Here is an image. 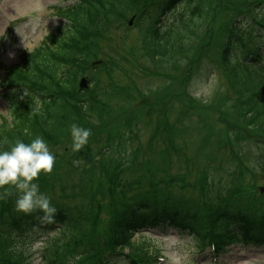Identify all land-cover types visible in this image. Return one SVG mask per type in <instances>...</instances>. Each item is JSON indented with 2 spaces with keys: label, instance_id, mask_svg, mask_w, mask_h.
<instances>
[{
  "label": "trees",
  "instance_id": "trees-1",
  "mask_svg": "<svg viewBox=\"0 0 264 264\" xmlns=\"http://www.w3.org/2000/svg\"><path fill=\"white\" fill-rule=\"evenodd\" d=\"M70 1L72 4L64 7L55 6L54 9L55 14L65 21L64 28L47 35L41 45L24 53L20 61L6 71L5 83L2 84L11 83L20 86L21 90L12 91L6 96L11 118L14 115L15 117L13 122L4 117L0 120V147L3 150H7L17 139L28 142L37 135L47 142L48 147L64 145L61 134L57 133L60 123L75 115L89 116V113L93 112L92 106L97 103L94 94L99 92L95 93L93 91L95 88L91 84L94 82L96 89L99 87L96 73L102 71L103 64L110 63V60L108 62L99 58L97 50L103 41L111 39L113 33L111 25L118 24L114 22L120 20V15L129 10L130 4L135 5V2L138 4L140 1L138 5L141 9L136 6L138 14L135 16L133 14L130 18L135 22L136 19L141 21L139 31L144 36L143 47L156 64L172 58L177 52L191 50L198 40L200 31L207 26L211 10L215 12L218 5L217 0ZM228 2L226 6L234 15L233 28L228 32L227 47L223 51L219 65L240 102L238 103L240 109L245 112L243 121L249 123L263 137L248 140L256 141L255 155H260L258 162L264 172V151L261 150L264 148V0ZM236 2L241 4L237 8ZM149 3L152 4L151 7ZM178 10L180 12L175 13ZM130 18L118 25H128ZM81 20H84L83 23L79 22ZM180 27L186 29L189 36H180ZM173 30L174 34L170 33ZM241 32L252 33L254 38L251 45L246 43V50L241 48L243 46L240 42ZM125 33L127 35L128 31ZM186 39H190L191 43L180 45ZM238 43L240 45H237ZM97 59L102 60V63L94 68L93 62ZM89 68L92 72L88 71ZM157 74L165 78L161 80L168 79L167 72L160 70ZM88 75L89 86L81 89L80 81ZM178 82L179 79L176 82L173 80L176 85ZM162 86L163 90L151 92L150 97L155 93L157 95L152 100L147 99L146 105H150L151 108L157 107L158 110L159 105L168 102L170 98L166 91L171 86L169 80ZM175 102H178L177 105L180 104L179 97ZM175 117L176 121L177 118L179 121V111ZM14 121L17 123L14 124ZM223 123L226 122L221 118L217 121L219 125ZM176 127L179 131L177 123ZM228 129L234 133V137L227 136L221 141L223 143H220L223 149L232 148L233 151H229V159H232L239 153L234 151L233 140L242 142L245 134L240 130L233 131L230 126ZM210 132L216 133V130L213 128ZM22 135H26V138ZM122 135L123 133H120L115 139L108 136L101 144L107 150L115 141L120 144ZM174 135L171 133V136ZM90 138L89 136L88 139ZM66 142L72 143L71 138L66 137L65 144ZM106 150L98 151L97 161L93 156L91 161L88 160L87 154L90 152L87 149L85 152L79 150L72 154L73 157L78 153L82 154L86 163L92 166V169L95 167L97 170L100 169L101 175L105 177L107 190L104 193L97 188L94 196L98 194L103 196L100 199H93V204L88 202L86 198L88 195L84 197L85 193L91 190H85V187L81 186L82 183L78 184L79 180L73 178L67 179L70 183L65 184L72 183L73 189L79 188L80 196L66 194V198L80 197V205L70 210L63 203L49 200L56 208L51 220L38 208L30 213L19 211L15 206L17 195L7 191L4 196L2 190L5 187L1 190L0 264H33L37 257L42 259L44 264H151L149 260L159 255V250L147 241L149 239L133 240V234L139 231L140 226L150 228L160 224L161 213L166 210V214L169 211L176 212L175 215L171 214L172 227L189 230L195 251L202 252L208 246H214L215 252L221 253L236 242L264 243V195L260 194V198L247 196L252 184L246 181H254L257 171L250 174V179L247 178L248 175L241 178L243 182L240 181L237 186L239 190H233L236 186L234 185L233 188L213 192L212 185H206L204 189L206 193L202 198L189 195L191 189L195 188L199 176V173L189 171L169 180L162 176L159 182L151 181L148 187L144 186V181H130L128 188L117 196V188L127 187L120 184L125 164L119 166L120 158L114 162V169L105 167L102 158ZM60 156L58 151L56 158ZM74 159H77L76 156ZM58 164L60 165H53L50 173L40 174L36 182L44 186L43 182L52 177L57 168L70 170L68 167H62L65 163ZM67 164L73 172L78 171L73 169L70 163ZM106 164L112 163L108 161ZM90 172L82 171V174ZM166 175H170L169 172ZM90 184L94 185L92 182ZM210 194L214 195V199L209 198ZM242 195L245 196L241 197ZM117 203L122 207L116 208ZM50 232L53 233L49 235ZM41 234L48 235L44 239V245L36 251L33 245Z\"/></svg>",
  "mask_w": 264,
  "mask_h": 264
},
{
  "label": "rangeland",
  "instance_id": "rangeland-1",
  "mask_svg": "<svg viewBox=\"0 0 264 264\" xmlns=\"http://www.w3.org/2000/svg\"><path fill=\"white\" fill-rule=\"evenodd\" d=\"M217 1L215 12L211 10L207 26L205 25L200 31L198 40L191 50L184 53L177 52L172 58L160 61L158 64L150 59L145 51L146 48L143 47L145 41L143 42L144 36L139 31L141 26L139 19H136L137 22L130 30H126L127 25H118L126 22L131 15L138 14L136 6L139 8L140 1L137 2L138 4L135 2V5L130 4L129 10L120 15V20L114 22L118 24L111 25L113 28V33L110 32L111 39L103 41L99 46L100 49L97 50V56L108 62L110 60V63L103 64L102 71L96 73L99 87L97 86L96 89L94 82L91 84L95 88L93 91L99 92L94 94L97 103L92 106L93 112L89 113V116L75 115L71 119L62 121L57 133L61 134L64 145L49 146L55 156L54 164L65 163L62 167L70 169L57 168L55 174L43 182L44 186L37 182L40 191L42 190L49 200L63 203L70 210L80 205V197L66 198V194L80 196L79 188L73 189L72 183L65 184L70 183L67 181L69 178L79 180L78 184L82 183L81 186L85 187V190H91L84 195V197L88 195L86 198L90 204H93V199H100L103 196L101 194L94 196L97 188L105 193L108 187L100 169L97 170L96 167L92 169L82 154H76L77 159H74L72 143L65 144V138H71L70 126L73 123L90 129L91 138L80 150L85 152L87 149L96 161L98 151L106 150L101 143L105 142L108 136L115 139L123 133L120 144L115 141L102 158L103 164L110 170L114 169V162L120 158L119 166L125 164L121 173L123 180L120 184L127 187L117 188V196L128 188L129 183L136 180L144 181V186L148 187L151 181L159 182L162 176L169 180L189 171L199 173L195 188L191 189L189 195L202 198L206 193L204 191L206 185H212L213 192L227 190L236 185L233 188L235 190L238 189L240 181L243 182L241 179L243 176L248 175L247 178L250 179V174L257 171L254 181L245 180L248 184H252L247 196L261 197L258 189L264 185V172L258 162L260 155H255L256 141L248 139L262 136L249 123L243 121L245 112L240 109L241 106L238 105L240 102L219 65L223 51L227 47L228 32L233 28L234 15L226 6V2L229 4L228 0ZM70 3V0H0V85H3L2 82L5 83L6 71L17 64L24 53L41 45L47 35L64 28L65 21L55 14L52 7L55 4L66 6ZM151 5L149 3V7ZM239 5L241 4L236 2V8ZM141 6L143 7V4ZM179 12L180 10L175 11V13ZM83 21L79 22L83 23ZM242 26L245 27V24ZM125 31H128L127 35ZM170 33L174 34V30ZM241 35L240 42L243 45L241 48L246 50V43L251 45L254 38L252 33L241 32ZM180 36H189L183 27H180ZM190 43L191 40L186 39L180 45ZM160 70L168 73L167 80H161L165 78L157 74ZM88 71L92 72V69L89 68ZM178 79L179 86L173 83V80L176 82ZM168 80L171 84L166 91L170 98L168 102L159 105L158 110L157 107L151 108L150 105H146L147 99L152 100L157 95L155 93L150 97L151 92L163 90L162 84ZM178 97L179 105L175 102ZM8 107L5 97L0 95V120L4 117L13 122L15 115L11 118ZM121 109L123 110L120 111ZM175 111L180 113L179 121L178 118L176 121ZM220 118L226 123L217 124ZM16 123L17 121H14V124ZM227 124L233 131L240 130L245 134L242 142L233 140L234 151L240 154L237 153L232 159H229V151L232 148L221 147L223 143L221 141L227 136L234 137ZM213 128L216 133L210 132ZM171 133L175 135L171 136ZM22 137L26 138V135ZM251 140L254 143H244V141L252 142ZM261 150L264 151V148ZM58 151L61 154L60 158H56ZM108 161L112 164H106ZM67 163L78 171L73 172ZM87 170L91 172L82 174V171ZM168 172L170 175H166ZM4 187V189L0 188V192L3 189L4 196L7 191H11L12 195H18L14 187ZM214 195L210 194L209 198L214 199ZM121 207L116 204V208ZM186 234H180L178 230L172 229L166 236L150 232L146 236L152 237L154 248H160V255L164 257V260L160 261L161 264H264V245L244 246L241 243L232 245L216 263L209 255L199 259L194 256L196 253L193 251V240ZM45 238L46 235L39 236L33 249L39 250L44 245ZM135 239L140 238L136 235ZM42 263L39 257L33 262V264Z\"/></svg>",
  "mask_w": 264,
  "mask_h": 264
},
{
  "label": "clouds",
  "instance_id": "clouds-1",
  "mask_svg": "<svg viewBox=\"0 0 264 264\" xmlns=\"http://www.w3.org/2000/svg\"><path fill=\"white\" fill-rule=\"evenodd\" d=\"M70 134L72 150L79 151L88 142L91 131L73 123ZM54 162L55 156L47 142L38 135L28 142L17 139L7 150L0 147V188L9 186L17 190L15 206L19 211L30 213L38 208L47 219H52L56 208L50 204L49 197L40 191L36 178L42 173H50Z\"/></svg>",
  "mask_w": 264,
  "mask_h": 264
},
{
  "label": "water",
  "instance_id": "water-1",
  "mask_svg": "<svg viewBox=\"0 0 264 264\" xmlns=\"http://www.w3.org/2000/svg\"><path fill=\"white\" fill-rule=\"evenodd\" d=\"M85 85H86V80L82 79L81 80V86H85ZM261 191H264V188H262Z\"/></svg>",
  "mask_w": 264,
  "mask_h": 264
}]
</instances>
